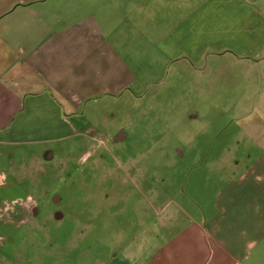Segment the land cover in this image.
I'll return each mask as SVG.
<instances>
[{"label":"crops","instance_id":"0c3cea01","mask_svg":"<svg viewBox=\"0 0 264 264\" xmlns=\"http://www.w3.org/2000/svg\"><path fill=\"white\" fill-rule=\"evenodd\" d=\"M207 52L210 125L225 115L236 128L187 174L107 173L105 152H87L102 170L92 179L114 180L99 201L113 194L122 221L92 261L264 264V0H0V240L43 226L59 192L49 183L63 174L88 202L91 173L52 145L105 143V130L123 142L130 130L90 101L143 100L146 84L163 82L150 70L159 60L198 65ZM181 154L165 163L181 170Z\"/></svg>","mask_w":264,"mask_h":264},{"label":"rangeland","instance_id":"374dc122","mask_svg":"<svg viewBox=\"0 0 264 264\" xmlns=\"http://www.w3.org/2000/svg\"><path fill=\"white\" fill-rule=\"evenodd\" d=\"M211 56L209 52L205 53L198 65L183 61L178 62L179 66L165 65L159 60L150 70L156 76L154 82H163L151 86L146 84L148 96L143 100L109 97L90 101V109L101 119L114 117L126 123L130 129L125 132L127 139L110 141L107 138L114 133L105 130V143H54L52 146L68 152L70 167L75 166L81 171L83 166L86 175L91 173V179L85 181L91 191L88 202L83 204L87 196L82 193L81 180H75L72 185L65 174L52 179L49 186L59 189V192L48 207L43 226L34 228L31 222L13 241L4 243L0 240V264H93L92 255H96L100 248L98 240L112 242L120 235L122 227L119 224L122 221L112 212L114 195L108 194L103 199L101 194L100 201L98 197L104 188L106 193L114 190V180L107 181L105 186L97 178L92 179V173L97 176L99 172L101 176L102 170L92 161L85 164L83 161L87 158L81 160L87 152L90 157L99 151L105 152L107 173L114 170L122 172L121 166L128 171L135 167L143 170L147 164L154 172L187 174L196 171V163L193 162L196 155L216 157V147L226 144L225 139L236 126L225 115L210 125L213 117L208 99L210 70L207 63ZM221 90L225 93L224 88ZM199 134L201 138L198 139ZM180 152L186 157L181 170L176 162L166 164L168 159L177 161L182 157ZM156 184L161 183L157 181ZM67 187L70 191L65 195ZM97 207L103 211L99 213ZM84 252L91 254L90 259L83 257Z\"/></svg>","mask_w":264,"mask_h":264}]
</instances>
